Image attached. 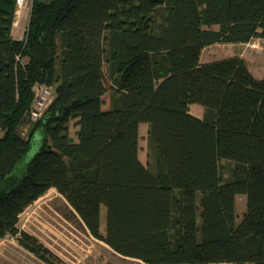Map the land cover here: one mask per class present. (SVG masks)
I'll use <instances>...</instances> for the list:
<instances>
[{
  "label": "trees",
  "instance_id": "16d2710c",
  "mask_svg": "<svg viewBox=\"0 0 264 264\" xmlns=\"http://www.w3.org/2000/svg\"><path fill=\"white\" fill-rule=\"evenodd\" d=\"M16 9L0 0V238L52 263L17 224L53 187L91 235L144 264H264V74L240 56L200 61L207 45L264 36V0H31L20 39ZM36 85L53 95L33 119Z\"/></svg>",
  "mask_w": 264,
  "mask_h": 264
},
{
  "label": "rangeland",
  "instance_id": "374dc122",
  "mask_svg": "<svg viewBox=\"0 0 264 264\" xmlns=\"http://www.w3.org/2000/svg\"><path fill=\"white\" fill-rule=\"evenodd\" d=\"M31 0L17 3L16 20L22 9H30ZM21 20V25L23 20ZM21 27V26H20ZM16 28V31L20 29ZM240 56L255 78L264 74V36H258L249 42L213 43L201 51V61ZM110 92L103 95L104 107L109 105ZM191 111L200 104L192 103ZM75 126L71 120L70 134L75 137ZM27 127L23 128L26 135ZM147 124L139 127V157L148 162ZM31 153L28 151L14 169V178L18 179ZM150 163V162H149ZM233 161L220 160V171L224 179L230 176ZM246 208L244 194L235 196V223L237 224ZM18 227L34 236L45 247L51 262H46L23 247L17 236L6 235L0 238V264H144L142 261L123 256L115 252L104 241L90 234L75 210L55 188L48 189L43 195L28 205L19 215ZM100 232L105 233V206L100 208Z\"/></svg>",
  "mask_w": 264,
  "mask_h": 264
},
{
  "label": "built area",
  "instance_id": "2783aa9c",
  "mask_svg": "<svg viewBox=\"0 0 264 264\" xmlns=\"http://www.w3.org/2000/svg\"><path fill=\"white\" fill-rule=\"evenodd\" d=\"M22 0H17L20 3ZM35 89V101L30 111V115L33 119H37L41 116L43 110L52 98L53 92L51 87L44 85H36Z\"/></svg>",
  "mask_w": 264,
  "mask_h": 264
},
{
  "label": "crops",
  "instance_id": "0c3cea01",
  "mask_svg": "<svg viewBox=\"0 0 264 264\" xmlns=\"http://www.w3.org/2000/svg\"><path fill=\"white\" fill-rule=\"evenodd\" d=\"M29 11H30V9H28V11H26V9L24 8V9L21 10V13H20V15H19V19L16 20V17H15V19H14V23H13V26H12V30H11L12 36H13L14 38L20 39V38L23 37L24 32H25L26 27H27V24H28ZM20 19L23 20L22 25H21V20H20ZM20 26H21V27H20ZM17 27H20V29H19L18 31H16V28H17ZM205 47H206V46H205ZM200 61H201V54H200ZM192 105H193V104H190V106H189V108H190V112H191L193 115H195V116L201 118V117L203 116L204 108H203L201 105H199V107H197V110H196V111H191V106H192ZM105 108H106V107H105ZM141 124H142V123H140L139 127L141 126ZM143 124H147V123L143 122ZM147 126H148V124H147ZM75 129H76V128H75ZM73 138H76V136L73 137ZM139 158H140V157H139ZM140 160H141V158H140ZM141 161H142V160H141ZM142 162H143V161H142ZM143 163H144V162H143Z\"/></svg>",
  "mask_w": 264,
  "mask_h": 264
}]
</instances>
